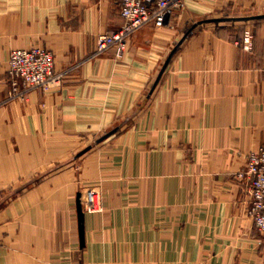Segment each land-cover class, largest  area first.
I'll return each mask as SVG.
<instances>
[{
    "label": "crops",
    "instance_id": "0c3cea01",
    "mask_svg": "<svg viewBox=\"0 0 264 264\" xmlns=\"http://www.w3.org/2000/svg\"><path fill=\"white\" fill-rule=\"evenodd\" d=\"M123 23L117 0H0V74L32 47L65 74L0 89V264H264L235 180L264 143V0H186L95 57Z\"/></svg>",
    "mask_w": 264,
    "mask_h": 264
},
{
    "label": "built area",
    "instance_id": "2783aa9c",
    "mask_svg": "<svg viewBox=\"0 0 264 264\" xmlns=\"http://www.w3.org/2000/svg\"><path fill=\"white\" fill-rule=\"evenodd\" d=\"M124 23L112 33L100 34L97 38L95 57L111 49L122 57L131 37L146 27L162 29L169 25L175 14L186 5V0H117ZM55 58L52 52L40 47L15 49L9 59L8 81L12 86L10 100L23 99L35 89L49 91L62 83L63 75H55ZM6 82V81H5ZM3 80L0 76V86ZM240 180L248 187L250 216L260 233L264 235V143L247 158L246 168L239 173ZM86 199L89 211H98V197L92 191Z\"/></svg>",
    "mask_w": 264,
    "mask_h": 264
},
{
    "label": "rangeland",
    "instance_id": "374dc122",
    "mask_svg": "<svg viewBox=\"0 0 264 264\" xmlns=\"http://www.w3.org/2000/svg\"><path fill=\"white\" fill-rule=\"evenodd\" d=\"M154 28V27H153ZM156 29V28H155ZM133 37V36H132ZM132 37H131V39H132ZM248 37H249V40H250V38L252 39V36L251 35H248ZM130 39V40H131ZM129 43V42H128ZM128 46L129 45H127V47H126V51H127V49H128ZM245 49L246 50H252L253 49V41H246V43H245ZM33 48H35V47H32V48H29V49H33ZM41 48V47H40ZM42 49H44V48H42ZM44 50H46V51H48V52H52L51 50H48V49H44ZM125 51V52H126ZM53 53V52H52ZM53 55H54V53H53ZM54 58H55V55H54ZM56 59V58H55ZM56 64V63H55ZM8 66H9V62H8ZM8 69V68H7ZM54 74L55 75H63V79H62V83L59 85V86H55V87H53V88H51L49 91H51L52 89H54V88H58V87H61L62 86V84H63V81L65 80V74L64 73H58V74H56V72H55V69H54ZM0 76H1V79L3 80V84H1V86H0V89L3 87V86H5V85H8L7 83H8V72L6 71V74L5 75H1L0 74ZM6 81V82H5ZM10 82V81H9ZM35 90H42V89H35ZM35 90H33V91H35ZM43 91V90H42ZM49 91H43V92H49ZM31 93V91H29V92H27L26 94H25V97L24 98H27V96L29 95ZM23 98V99H24ZM92 144V146H94V150H98V148H99V145L100 144H103V143H101V142H92L91 143ZM86 152V151H85ZM247 164V163H246ZM235 180L236 181H242V180H240V177H239V173L235 176ZM85 192L87 193L88 191H93L94 193H95V195H97V197H98V211H95V212H93V213H97V212H100V211H103L104 210V204H103V197H102V195L100 194V192L97 190V188H96V186H94L93 184L92 185H89L88 187H85ZM250 197V196H249ZM251 200V199H250ZM82 206H83V204H82ZM86 207H87V205H85ZM85 208H83V210H84ZM86 210L87 211H89L88 210V208H86ZM91 212V211H90ZM251 217V216H250ZM253 220V219H252ZM258 230V229H257ZM262 234V233H261Z\"/></svg>",
    "mask_w": 264,
    "mask_h": 264
},
{
    "label": "water",
    "instance_id": "95a60500",
    "mask_svg": "<svg viewBox=\"0 0 264 264\" xmlns=\"http://www.w3.org/2000/svg\"><path fill=\"white\" fill-rule=\"evenodd\" d=\"M78 213H79V222H80V235H81V241L82 244L84 245L85 239H84V219H85V213L83 210L82 202H81V197L79 198V203H78Z\"/></svg>",
    "mask_w": 264,
    "mask_h": 264
},
{
    "label": "bare ground",
    "instance_id": "6f19581e",
    "mask_svg": "<svg viewBox=\"0 0 264 264\" xmlns=\"http://www.w3.org/2000/svg\"><path fill=\"white\" fill-rule=\"evenodd\" d=\"M91 194H92V193L90 192L89 196H90ZM90 199H91V202H92V195H91ZM96 200H97V199H96ZM86 201H87V199H86ZM86 201H85V202H86Z\"/></svg>",
    "mask_w": 264,
    "mask_h": 264
}]
</instances>
